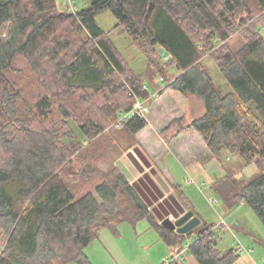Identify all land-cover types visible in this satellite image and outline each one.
<instances>
[{
    "label": "trees",
    "instance_id": "1",
    "mask_svg": "<svg viewBox=\"0 0 264 264\" xmlns=\"http://www.w3.org/2000/svg\"><path fill=\"white\" fill-rule=\"evenodd\" d=\"M90 2L74 14L58 0H0V264H91L85 250L102 230L118 234L119 225L142 219L177 254L190 241L187 254L197 264H235L240 249L220 250L216 225L202 221L188 235L170 231L116 166L98 170V163L122 154L106 131L135 137L149 126L133 117L122 130L113 128L133 109L135 94L148 99L151 93L97 16L111 11L118 23L113 31L121 29L146 54L164 53L158 54L160 74L174 68L178 75L158 96L168 94L182 112L193 99L204 107L190 123L172 122L166 133L173 131V139L197 132L208 150L205 162L221 161L225 150L239 157L214 192L228 209L246 204L264 225V0ZM205 54L230 93L217 88ZM88 145L95 157L81 175L90 171L101 181L95 194L78 196L72 161ZM251 163L259 172L237 179L238 168Z\"/></svg>",
    "mask_w": 264,
    "mask_h": 264
},
{
    "label": "rangeland",
    "instance_id": "2",
    "mask_svg": "<svg viewBox=\"0 0 264 264\" xmlns=\"http://www.w3.org/2000/svg\"><path fill=\"white\" fill-rule=\"evenodd\" d=\"M58 2L62 7H66V0H58ZM75 2L79 9L89 6L91 3L90 0H75ZM97 22L106 33H109L111 40L118 48L120 54L133 69L135 75L146 85H149L150 89L152 86H155L156 88H164L167 86L168 81L173 80L174 77L178 75L176 69H171L166 77H164L166 83H162L157 87L155 79L162 76L159 70L164 66L158 54L161 53V55H163L164 53L158 49V52L156 53L152 52L146 54L141 50L138 43L131 40V38L121 29L113 31L118 23L111 11L99 14L97 16ZM239 39V37L234 38L230 42V45L232 47H237ZM165 60L167 59L165 58ZM202 62L210 72L220 92L223 95L230 93L232 87L223 77L221 70L211 55L205 54ZM19 65L29 69L28 64L25 61H22ZM30 80H32V76L30 77ZM157 100H159L158 97H156L155 101ZM152 101L153 100L148 102L150 114L153 107V111L159 112L161 115H159V122H161L164 127L169 125L167 129L170 127L171 123L177 119L185 118L186 124L204 113V107L195 99L190 102L186 112H182L169 95L161 100L162 102L160 105L157 104L158 102ZM151 119V115H149V120L151 121ZM156 122L158 121L156 120ZM113 126V128H115V124ZM167 129L162 132L161 137L166 143H170L174 139L171 138L173 131L166 133ZM114 130L120 131L122 129ZM159 130H161V128L158 129V132L160 133ZM185 133H188L190 144L199 146L201 140L195 136L196 134L199 136L197 132L190 129L182 134ZM105 134L109 135V137L114 140V143L116 141L118 145H122V154L123 150L129 149L134 143L139 142L137 138L131 137V135H127L123 131L113 133V130H110L106 131ZM94 149V146L91 148V146L88 145V147L81 153L84 155L83 157L80 158L81 154L73 157L72 162L74 163V168L71 169L72 175L70 176V181L77 187L78 196H82L88 191L94 192L95 194V186L101 181L99 174L93 175L90 171L84 176L81 175V167L84 166V164L87 165V163L92 161L95 157L92 153L96 150ZM198 149L199 147H195L193 154L196 155L198 153L200 156L202 155V150ZM118 155L119 152L115 153L114 157L112 156L113 161L108 158L106 163H98V170L102 173H109L112 171L113 166H116L122 173L117 165V160L121 157V155L119 157ZM163 161L169 164L172 172L182 181L181 184L183 185V188H185L184 185H186V179H189L188 181H190L191 185L188 186V188H185V192L190 195L197 214H199L207 224L216 225L217 233L219 235L218 248L222 251L231 248L240 249L241 259L237 261L238 264H264V225L255 215L253 210L244 203L234 209H228L223 200H221L218 195L213 194L209 187H202L201 189L197 187V182L200 183L203 178L212 180L224 177L226 174V168H235L242 160L237 156H233L230 151L225 150L222 154L221 161L212 159L204 163L209 174L202 173L203 176H201V174L192 173L189 168L187 169V159L180 156L175 151H170L167 157H164ZM238 170L240 171H237L236 178L244 179L245 181H249L259 172L255 163H251L244 168L239 167ZM82 179L89 180L86 182L88 184H82L81 182V187L79 182ZM199 185L201 186V184ZM210 198H213L215 202H210ZM117 231L119 233L114 234L108 228L102 230L95 242L86 248L85 252L89 257L91 264H161L164 260L172 257L168 246L161 241L159 234L151 226L148 219H142L135 225L123 223L118 226ZM2 243L0 237V253L3 248ZM189 243L190 241H187V245ZM165 254L168 257L162 258L166 256ZM190 261L192 260L188 257L185 264H194Z\"/></svg>",
    "mask_w": 264,
    "mask_h": 264
},
{
    "label": "crops",
    "instance_id": "3",
    "mask_svg": "<svg viewBox=\"0 0 264 264\" xmlns=\"http://www.w3.org/2000/svg\"><path fill=\"white\" fill-rule=\"evenodd\" d=\"M152 87L150 89L151 93H157V95H159V92L163 89L156 88L155 86ZM167 95L168 94L157 96L159 100L155 102H158L157 104L160 105L162 102L161 100ZM150 115L152 119L151 121L149 120V126L135 136L139 142L134 143L131 148L123 150V154L117 160L119 169L124 174L129 185L136 190L139 196L148 205L149 210L157 220L161 222L166 219L176 221L188 211H194L195 215L205 222L195 211L194 203L190 195L185 192V188L191 185L190 181H188L189 179H186V185H184L185 188H183L181 184L182 181L172 172L169 164L163 161L164 157H167L170 151H175L180 156L187 159L188 165L186 168H189L192 173L201 174V176H203L202 173L208 175L207 167L204 165L205 161L201 158L208 151L205 143L196 133V135H194L201 140L199 146L189 143L190 139H188V133L181 134L174 138L172 142L166 143L161 136L162 132L167 129L169 125L164 127L162 123L159 122L160 113L153 111V107ZM160 128L161 130H159V133L158 129ZM194 145L195 147H199L198 150H202V155L199 156L198 153L196 155L193 154L195 150ZM217 179L219 178L212 180L203 178L200 183L197 182V187L200 189L202 187H209L213 194H215L213 185ZM199 184H201V186ZM210 199L212 200L213 198ZM192 204L193 206L188 207V205ZM161 241L163 242L162 239ZM168 249L172 256L177 254L175 251L171 250V248L168 247ZM166 257L168 256L166 255L162 258ZM189 258L192 260L190 262L197 264L192 257ZM235 264H238V262Z\"/></svg>",
    "mask_w": 264,
    "mask_h": 264
},
{
    "label": "built area",
    "instance_id": "4",
    "mask_svg": "<svg viewBox=\"0 0 264 264\" xmlns=\"http://www.w3.org/2000/svg\"><path fill=\"white\" fill-rule=\"evenodd\" d=\"M66 6L67 9L72 12L76 13L77 12V6L75 0H66ZM167 59V57H165ZM162 83H165V79L162 76H159L155 79V84L158 86ZM144 88L146 91L150 90L149 85H144ZM158 95L152 94L151 97L148 99H143L141 96L135 94L134 97V104H133V109L130 111V113L122 115L117 123L115 124V129H123L125 127V124L130 121L133 117H139L141 119H144L146 121H149V115H150V108H149V101L156 98ZM210 202L214 203L215 200L212 199ZM186 249H183L180 253L173 255L171 258H168L164 260L161 264H173L175 261H182L187 259V249L189 248V244L185 246Z\"/></svg>",
    "mask_w": 264,
    "mask_h": 264
},
{
    "label": "water",
    "instance_id": "5",
    "mask_svg": "<svg viewBox=\"0 0 264 264\" xmlns=\"http://www.w3.org/2000/svg\"><path fill=\"white\" fill-rule=\"evenodd\" d=\"M201 223L202 220L195 215L194 211H188L176 221L171 219L164 220L162 225L168 230L174 231L180 235H188L200 226Z\"/></svg>",
    "mask_w": 264,
    "mask_h": 264
}]
</instances>
